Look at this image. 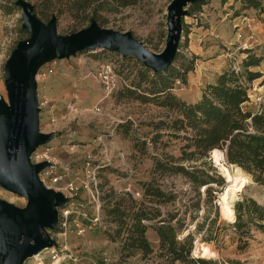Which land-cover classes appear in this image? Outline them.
<instances>
[{"label": "rangeland", "instance_id": "obj_1", "mask_svg": "<svg viewBox=\"0 0 264 264\" xmlns=\"http://www.w3.org/2000/svg\"><path fill=\"white\" fill-rule=\"evenodd\" d=\"M15 1L0 0V95L5 99L4 64L17 42L28 37V33L21 28V13L20 9L14 6ZM25 1L33 5V13L44 23L52 15H55L57 19L56 30L59 35H70L88 27V24L74 18L69 12L61 11L56 0L50 2L48 0ZM171 1L138 0L134 5L125 8L103 11L98 24L106 29L131 32L150 51L160 53L165 46L166 10ZM256 1L259 3L258 9L249 7L240 0H207L198 7H187L189 14L183 19L179 51L171 69L180 70L181 65L184 67L189 65L191 70L185 74L184 82L178 79L180 85L175 86L172 92L176 97L184 99L185 102L201 97L206 85L215 82L217 77L226 71H237L242 75V78H245L242 62L246 59L247 54L244 53L243 41H237L234 35V24L237 23L240 16H247L253 20L252 29L255 35V43L250 50L256 56L264 57V0ZM260 24H262V31L258 33L256 27L258 28L257 25ZM118 55L114 52L108 53V51L85 55L89 63L85 67L76 66L72 59L54 60V74L44 80L39 78L37 81L38 107L40 103L47 102L41 108L39 107L41 109L39 129L43 133H48L50 130L56 131L55 138L49 147L52 149L53 158L57 161L58 172L63 176H79L81 169L83 168L84 171L85 163L89 160H92L93 165H103L101 151L105 147L102 143L107 145L108 150H111L108 142L114 140L115 125L118 120L130 117L140 127H130L129 136L143 138L148 133L150 122L164 116L165 110L152 102L141 106L136 104L141 102L133 98L118 97L121 90L126 87L125 85L128 87L131 85L139 68L134 58H120ZM110 58L115 61V71L120 77V83L112 95L104 98L102 87L98 83L91 78L82 80L80 76L90 69L94 62ZM249 70L261 73V77L247 83L249 102L245 106L255 112L257 110V97L263 95L264 98V61L259 66L250 67ZM81 102L83 103L81 104ZM51 117H55V122L50 121ZM138 119L144 120L139 121ZM100 137L102 142L98 144L97 138ZM71 139L77 146L74 148L76 151L74 154H69L65 150L68 143L72 144L69 142ZM167 140L168 138L164 133L163 141ZM82 145L83 147H81ZM150 148V157L140 156L124 159L132 170L131 175L125 167L117 173L111 171L110 166L99 169L97 174L98 188L105 215L106 196L120 197L117 196L113 187L115 181L121 179L130 182L136 188H143L144 192L146 183L152 181L155 183L153 187L158 185L166 196L161 201L150 200L151 208L153 210V205H160L166 218L175 216L178 220L186 219L184 223H187L188 219L195 217L194 221L190 222L189 220L192 225L202 223L205 217L212 219L214 213L210 206L204 205L202 214H199V210L203 208L202 205L198 212L194 209H188L187 206L193 202L196 191L182 175L165 174L160 176L156 173H149L148 168H146L147 165L153 163L152 158L154 157L161 159L159 154L163 150L160 144L157 146L151 144ZM164 149L165 152L175 157L179 156V146L175 141L169 143ZM217 152L220 155L219 164L214 161L211 154L209 160L212 169H215L216 174L223 179L224 186L210 185L214 190L212 194L216 197L214 204L218 208L219 219L215 224V228L218 229L217 239L203 241L210 251L216 254L215 257H211L209 264H264V233L252 231L253 236L249 239L247 247L244 250H239L230 228L234 220L225 217L221 212L222 199L220 196L223 194L226 185L222 166L227 168L230 173H233L232 168L234 169L236 166L227 165L221 151L217 150ZM206 170L209 171L207 168ZM243 175L247 177V183L241 191L236 192L229 199L232 210L233 203L242 196L252 198L264 206V186L255 183L248 174L243 172ZM203 189H200L201 199H206ZM0 199L17 207H24L26 204L23 197L16 196L1 188ZM217 200L219 205L216 203ZM107 223L113 226L111 233L93 228L83 237H77L71 231L67 234L65 242L82 258H94L100 256L101 253H109V255L118 257L123 264H139L141 262L156 264L165 260L164 257H160L162 252L159 247V238L153 228H149L146 233L147 241L154 249L152 254L145 256L137 252L122 257L118 252L121 246L120 238L110 236L113 235L115 224L109 220ZM172 225L175 226V224ZM58 232L59 229L56 228L49 234L52 237ZM59 241H62L60 237ZM86 262L87 259L85 258ZM80 264H83V260ZM173 264H190V262L189 260L186 262L175 261Z\"/></svg>", "mask_w": 264, "mask_h": 264}, {"label": "trees", "instance_id": "obj_2", "mask_svg": "<svg viewBox=\"0 0 264 264\" xmlns=\"http://www.w3.org/2000/svg\"><path fill=\"white\" fill-rule=\"evenodd\" d=\"M51 0H48L50 2ZM61 11L69 12L74 18L88 24L93 19L97 23L102 18L103 11H113L134 5L138 0H56ZM249 7L258 9L256 0H240ZM206 1L191 5L198 7ZM246 59L242 62L245 78L237 71H226L220 74L214 83L207 84L198 101L186 103L172 92L175 79L185 81V74L191 67L181 65L180 70L171 66L163 72L153 73L139 66L135 79L129 87L121 90L119 98H133L141 103H154L165 110L164 116L150 122L149 142L163 148L159 154L161 159L152 158V168L149 173L160 176L165 174H180L195 189L196 194L188 209L198 212L201 205L204 209L210 206L213 218H203L202 223H196V233H202V240H216L218 229L215 224L219 219V211L214 204L212 184L223 187L224 181L212 169L210 154L219 150L227 165L236 166L251 176L253 181L264 186V113L252 112L246 108L249 102L247 83L261 77L260 72H252L250 67L259 66L264 61L263 56H256L250 49H245ZM177 58H175L176 60ZM244 79V81H243ZM128 124V123H127ZM130 127L123 132L129 135ZM168 138L163 141V134ZM133 147L144 152L146 141L142 138H132ZM179 146V156L175 157L164 148L173 141ZM206 168L209 170L207 171ZM213 171V172H212ZM155 183L145 185V195L149 200L161 201L165 193ZM144 186V185H143ZM204 188L206 199H201L200 189ZM217 192V191H216ZM107 220L115 224L113 235L120 238L121 246L118 252L123 256L134 253L149 255L153 252L147 241L146 232L153 228L159 238V247L164 257V264L175 261H188L192 248L193 235L190 233L182 242L176 241L177 232L185 227L186 219L170 216L163 220L160 226L148 227L142 220L154 219L159 214L153 208L142 204L135 205L124 197L107 195ZM137 207V209H135ZM235 220L230 226L237 242V248L244 250L252 238V231L264 233V206L254 199L241 197L233 203ZM190 218V217H189ZM195 217L189 219L194 221ZM172 224H175L173 226ZM207 232V235H206Z\"/></svg>", "mask_w": 264, "mask_h": 264}, {"label": "water", "instance_id": "obj_3", "mask_svg": "<svg viewBox=\"0 0 264 264\" xmlns=\"http://www.w3.org/2000/svg\"><path fill=\"white\" fill-rule=\"evenodd\" d=\"M207 0H172L166 10L167 34L160 53L150 51L131 32L99 26L91 20L88 27L70 35H59L55 15L46 22L33 13L25 0H16L21 28L28 37L17 42L4 64L6 99L0 95V188L26 200L17 207L0 199V264H23L27 259L56 245L49 232L59 223L58 208L67 199L47 189L39 174L51 162L32 163L31 155L50 144L53 132L39 129L40 108L36 74L54 60H66L94 49L132 57L153 73L168 69L177 56L187 7ZM224 159V158H223ZM230 167L232 165H229ZM235 220V215H234Z\"/></svg>", "mask_w": 264, "mask_h": 264}, {"label": "built area", "instance_id": "obj_4", "mask_svg": "<svg viewBox=\"0 0 264 264\" xmlns=\"http://www.w3.org/2000/svg\"><path fill=\"white\" fill-rule=\"evenodd\" d=\"M195 16V15H194ZM253 20L247 16H240L237 23L234 24V35L237 41H243V49H252L255 43V35L252 29ZM106 50L94 49L85 53H79L75 57H72L74 64L78 67H85L89 65L85 55L92 53H99ZM109 53V52H108ZM118 57L122 58L120 55ZM55 61H52L45 66L41 67L36 74V81L39 78L44 80L48 76L54 74ZM81 79L91 78L102 87L104 98L109 97L118 88L120 83V77L115 71V61L113 59H102L96 61L91 65V68L86 70L84 74H81ZM180 85V80L174 81V87ZM128 87L127 85H125ZM174 89H172L173 91ZM47 102L40 103L39 107L44 106ZM257 110L258 113H264V98L263 95L257 97ZM41 110V109H40ZM55 117H51L50 121L55 122ZM56 134L55 130H50ZM102 142V138H98ZM68 143L66 152L74 154L76 151V144ZM150 144V143H149ZM119 160L123 163L124 154L119 151ZM51 162L52 166L45 169L39 174V179L47 189H52L56 192L61 193L64 198L67 199L65 206L58 208L59 223L57 229L59 232L52 236L55 240L56 245L47 248L39 254L32 256L27 259L23 264H80L83 260L85 263V257L79 256L73 251L70 246L65 242L67 234L74 232L77 237H83L89 230L98 228L105 230L107 233L112 232L113 226L107 223L103 202L100 197L98 188V171L100 166L93 165L92 160L86 161L84 171L79 176L67 178L58 172L57 161L52 156V149L48 145L40 146L32 155V163ZM111 163L110 159H105L104 164L109 166ZM130 175L132 170L126 166ZM129 177V176H128ZM117 196L124 197L129 202L135 205L142 204L148 208L152 207L149 198L145 195L143 188H136L130 182L123 180H116L113 187ZM216 203L219 205V201ZM153 208L158 212V216L154 219L142 220V224L148 227L160 226L164 224L165 214L161 211L160 205H153ZM137 209V207L135 208ZM203 213V208L199 210V214ZM187 220L185 227L177 232L176 241L182 242L184 238L190 233L193 235L192 248L187 257L190 264H209L210 259L199 255V249L206 245L203 240L202 233H196L195 226ZM59 237L62 241H59ZM153 249V247H152ZM154 251V249H153ZM153 253V252H152ZM151 253V254H152ZM90 264H123L119 261L118 257L109 255V253H101L100 256L94 257ZM139 264H145L143 262ZM151 264V263H149ZM156 264H164V261Z\"/></svg>", "mask_w": 264, "mask_h": 264}, {"label": "crops", "instance_id": "obj_5", "mask_svg": "<svg viewBox=\"0 0 264 264\" xmlns=\"http://www.w3.org/2000/svg\"><path fill=\"white\" fill-rule=\"evenodd\" d=\"M259 17H262V15H259ZM258 28L256 27L258 33H260L262 31L261 29V26L262 24L260 25H257ZM255 28V27H254ZM214 83V82H213ZM200 97H197L195 100H191V101H186L187 103H194L196 101L199 100ZM184 101V99H182ZM83 102H81L82 104ZM136 104H139L141 106H144L146 105V103H136ZM250 110V109H249ZM253 111V110H252ZM41 115V114H40ZM160 118H156L154 121L158 120ZM139 121H143V120H140L138 119ZM138 121V122H139ZM128 123V124H127ZM126 127H140L138 126L130 117H127L126 119H123V120H118L117 121V124L115 125V135H114V140L113 142H108V145L109 147L111 148V150H108V147L106 144L102 143L103 146L105 147V149H103L101 151L102 155H103V165L100 166V169L102 168H106L107 166L104 164V160L105 159H110L111 163H110V170L113 171V172H118V171H122V168L128 166V164L123 161V163L118 159L119 158V151H121L123 154H124V159H131V158H135V157H150V153H151V148H150V145L149 144V137H150V134H148L150 132V128L148 129V133L145 134V136L142 138V140L146 141V147H145V150L144 152H140V151H137L136 149H134L133 147V140H132V137L129 136L128 134H125L123 132V130L126 128ZM70 141H73V139H71ZM94 141V140H93ZM96 141V140H95ZM97 141H98V144H99V140L97 138ZM74 142V141H73ZM79 142H82V141H79ZM83 147V145L81 146ZM83 149V148H82ZM113 159V160H112ZM123 166V167H122ZM148 168V171L150 172L151 168H152V164L149 163V165H147ZM82 172V169L80 171V173ZM68 178H72V176H67ZM148 232V230H147ZM146 232V233H147ZM98 246V245H97ZM97 252V251H96ZM87 259V262L86 263H83V264H90V262L92 261V257H85Z\"/></svg>", "mask_w": 264, "mask_h": 264}, {"label": "bare ground", "instance_id": "obj_6", "mask_svg": "<svg viewBox=\"0 0 264 264\" xmlns=\"http://www.w3.org/2000/svg\"><path fill=\"white\" fill-rule=\"evenodd\" d=\"M211 155L214 161L219 164L220 155L217 152V150H214L211 153ZM222 169H223L226 185L223 190V194L220 196V198L222 199L221 200L222 203L219 204L221 205L220 208L222 214L225 217L234 220V211L232 210L229 204V199L233 197L236 192H239L243 189V187L247 183V177L243 175V172L238 167H235L234 169L232 168L233 173H230V171L223 166ZM198 252L199 255L206 258H211L216 256V254L210 251V249L206 245L202 246Z\"/></svg>", "mask_w": 264, "mask_h": 264}]
</instances>
